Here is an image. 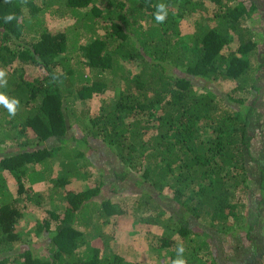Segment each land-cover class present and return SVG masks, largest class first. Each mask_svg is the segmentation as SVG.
<instances>
[{
    "label": "trees",
    "instance_id": "16d2710c",
    "mask_svg": "<svg viewBox=\"0 0 264 264\" xmlns=\"http://www.w3.org/2000/svg\"><path fill=\"white\" fill-rule=\"evenodd\" d=\"M208 2L215 4L213 12ZM160 3L167 6L164 23L154 18ZM195 13V32L186 38L180 23ZM258 14L264 22L261 0H0V70L7 80L0 93L20 102L15 117L0 105V133L23 141L20 151L0 157V174L17 182L12 192L1 181L0 246L24 243L16 225L26 215L25 199L33 200L26 193L34 183H53L65 201L62 210L52 205L35 221L47 255L28 244L15 256L0 254V264H137L102 256L94 244L110 218L124 212L105 187L116 194L127 181L144 195L139 209L148 212L142 220L164 226L157 248H169L171 227L185 249L205 250L209 260L198 264H248L242 254L221 257L215 233L245 223L255 247L251 231L264 208V152L258 161L252 153L261 136L258 102L264 108V26L260 31L247 25ZM6 15L14 19L6 23ZM50 16L74 22L53 31ZM234 37L238 46L231 49ZM220 77L235 82L234 93L242 96H223L210 82H199ZM111 87L112 100L80 118L75 105ZM69 125L79 134L68 135ZM53 139L57 146H42ZM79 159L107 161L111 173L92 164L95 184L81 190L79 180L92 174L78 166ZM248 159L254 167H247ZM54 161L60 174L52 178ZM252 177L259 200L246 217L245 204L238 202L246 203L242 195H248ZM203 222L214 232L203 230Z\"/></svg>",
    "mask_w": 264,
    "mask_h": 264
},
{
    "label": "rangeland",
    "instance_id": "374dc122",
    "mask_svg": "<svg viewBox=\"0 0 264 264\" xmlns=\"http://www.w3.org/2000/svg\"><path fill=\"white\" fill-rule=\"evenodd\" d=\"M59 4V3H58ZM264 4V0H261V5ZM210 12H213L215 10V4L208 2ZM200 18L199 13H195L192 16L188 17V19H184L180 23L182 35H184L186 38L189 35H192L195 32V24L197 20ZM48 25L51 30L58 31L63 30L66 26L72 24L74 22L73 19L69 18H62L61 16L56 17H47ZM248 26L258 29L261 31V29L264 26V22L261 18V16L255 15L254 18L251 20H248L247 23ZM238 46L237 37H234V40L230 44L231 49H235ZM130 69L133 72H137L139 67L132 65L129 66ZM34 70L29 68L27 69V72L30 74ZM200 84L209 85L213 90H215L220 95H226L227 93H230L234 95L235 97H241L239 92L235 94L234 88L236 86V83L229 80H223L222 77L216 79L215 81H209L205 82L204 80H199ZM114 96V90L113 87L110 88L109 93L96 95L92 100L88 101L85 104L77 103L75 105L76 109L78 110V115L80 118H88L94 114H97L102 106V102L106 100L107 102L111 101ZM252 97H250L251 99ZM261 102L264 106V96L261 99ZM233 103V102H231ZM259 103V110H262L263 112L259 111L260 114L263 115L262 120L259 121V130L261 136H257L256 139L253 141V147H252V153L253 157L258 161L260 159V151L264 152V108H260V102ZM258 112V111H257ZM68 135H75L79 134L77 128H71L69 125V131ZM13 133V132H12ZM7 133L2 134L0 133L1 137H4L3 143L0 145V157L6 156L7 154L14 153L15 151L19 150L20 147H17L18 144H20V137H14V134ZM14 138V139H13ZM47 142V143H46ZM43 142L42 146L49 147L51 146H57L58 142L56 139ZM40 146V145H39ZM41 146V147H42ZM17 147V149H15ZM3 155V156H2ZM96 155V154H95ZM264 157V154H263ZM247 167L252 168L254 167V163L252 160L248 159L246 161ZM78 166L80 168H86L89 173L92 174L91 180L87 181H80L79 185L81 190H87L90 187H92L95 184V179L97 178V172L95 169L98 166V168L102 169L105 167V171L109 172L111 170V165L107 161H104V165L100 160L98 159H88L86 160H78L77 161ZM50 171H51V177H58L59 176V166L57 164V161H54L50 163ZM111 173V172H109ZM139 180V175L133 176ZM3 179L6 181L5 183H9L11 186V190L15 191L17 184L14 182V180L7 175L3 176ZM250 183V191H248V195L251 197V203H248V195H242V198L244 197L246 203L238 202L239 204H245V207L243 208V212L246 213V217L250 215V210H256V204L259 200V185L255 177H252L251 180H249ZM3 184V183H2ZM0 187H1V181H0ZM53 183L49 181H45L40 184H36L34 189L28 190L26 194L30 196L33 200H26V215L23 219L20 220V222L16 225V230L20 232L23 235L24 243L18 242L15 246L13 245H2L0 246V254L2 257L5 256H15L16 253L28 248V244H30L31 248L33 249V252L38 255H47L48 250L47 246L45 245L46 239L44 234L36 236L35 234V226L36 220H41L44 217H46V209L48 207H58L53 209H59L58 211L63 209V205L65 204L63 191L62 189H57V191L53 192ZM145 189L149 187V185H146L145 183L140 186V188ZM119 193H112L108 186L104 189V194L108 197L112 198L115 203L119 204L120 207L124 210V212L120 215H115L110 218V221L104 225L99 232L98 240L94 242L96 246H98L100 249V253L102 256H112L117 255L121 258H124L125 260L137 264H170L169 259L177 257V248L179 246H183L185 248V245L182 243V241L178 238L176 233L174 232V229L170 227L171 233H172V240L170 242V246L167 249H159L157 246L161 244V235L164 231V226L160 224H154L150 225L145 223L143 221V216H147L146 211L143 212L141 209H139V200L142 201L144 199L143 194H139V185L135 186L131 181L123 182L121 185H119ZM151 192L154 195L159 194L158 191H152ZM165 193L167 195H172V192L170 190L165 189ZM103 194V195H104ZM140 195V196H139ZM98 201H100L98 199ZM242 201V200H239ZM237 203V204H238ZM238 208H242L240 205ZM264 209V208H263ZM260 211L261 217L258 218L259 224L256 225V229L251 231V238L255 242V247H253L250 240L246 237V231L247 228L245 223H242L239 229L234 228V226L230 227L229 230H227V234L224 233H215L216 236L220 237V255L221 257L225 255V257L231 259V258H237L240 254L244 255L245 259L248 261V264H264V210ZM207 222H203V226H200L203 230H208L214 232L213 228H210L206 224ZM233 223V220L231 221ZM254 223V222H253ZM256 224V223H254ZM221 227V225H218V228ZM82 230L81 228H79ZM216 230V229H215ZM94 245V246H95ZM205 251V250H203ZM199 251L193 252L191 250L185 249L184 252V258L186 259V264H194L199 263L204 260H209V257L205 254V252ZM239 254V255H238ZM208 263V262H207ZM210 264V263H208Z\"/></svg>",
    "mask_w": 264,
    "mask_h": 264
},
{
    "label": "clouds",
    "instance_id": "9594fccd",
    "mask_svg": "<svg viewBox=\"0 0 264 264\" xmlns=\"http://www.w3.org/2000/svg\"><path fill=\"white\" fill-rule=\"evenodd\" d=\"M157 10L154 14V18L157 23H164L167 18V6L163 3H160L156 6ZM5 22H11L14 19L13 15H6ZM7 84L6 80V72L0 70V86H5ZM19 100L17 99H10L3 93H0V105H3L9 113L10 117H15L17 114V110L19 107ZM185 248L181 245L177 248V257L173 260L172 264H186V259L184 258Z\"/></svg>",
    "mask_w": 264,
    "mask_h": 264
},
{
    "label": "crops",
    "instance_id": "0c3cea01",
    "mask_svg": "<svg viewBox=\"0 0 264 264\" xmlns=\"http://www.w3.org/2000/svg\"><path fill=\"white\" fill-rule=\"evenodd\" d=\"M23 141L22 140H20V143L21 144H18V146L17 147H20V149L19 150H17V151H15V152H18V151H20L21 150V145H23V143H22ZM17 147L15 148V149H17ZM14 152V153H15ZM14 153H10V154H7L6 156H9V155H12V154H14ZM3 156V155H2ZM3 157H5V156H3ZM2 157V158H3ZM7 175L9 176V177H11L13 180H14V182L17 184V182H16V180H15V178H13L10 174H8V173H6V172H3V173H1L0 174V181H4V182H6L4 179H3V176H6L7 177ZM43 182H45V181H43ZM43 182H36V183H34L33 185H32V189H34V187L36 186V184H40V183H43ZM1 184H2V182H1ZM7 184V186L9 187V189L11 188L10 186V184L7 182L6 183ZM29 186H30V184H27V188H29ZM11 190V189H10ZM28 190V189H27ZM12 192H14L13 190H11Z\"/></svg>",
    "mask_w": 264,
    "mask_h": 264
}]
</instances>
